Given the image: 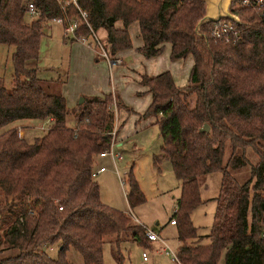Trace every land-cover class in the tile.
<instances>
[{"label":"trees","instance_id":"obj_1","mask_svg":"<svg viewBox=\"0 0 264 264\" xmlns=\"http://www.w3.org/2000/svg\"><path fill=\"white\" fill-rule=\"evenodd\" d=\"M27 3L38 11L36 17L27 15ZM78 4L89 27L105 31L111 55L131 48L127 27L135 23L141 40L136 51L144 58L159 55L164 44L170 61L191 57L183 86L175 85L168 71L141 74L138 80L150 97L140 117L150 118L161 139L152 162L166 159L179 183L168 219L179 242L175 262L217 264L223 252V264H264V11L230 0L229 12L237 22L222 20L233 23L239 38L224 42L209 37L215 22L202 20L205 0ZM60 16L54 0H0V44L13 46L11 86L0 85V252L11 251L0 255V264H73L65 256L70 248L83 264H103L105 241L115 264H122L121 242L147 248L151 241L141 224L101 203L90 177L97 154L109 145L111 94L81 96L80 103L67 107L60 90L51 91L34 69L24 66L38 56L41 23ZM76 34L88 36L89 30L81 24ZM121 105L116 98V107ZM47 117L49 127L30 141L18 136L15 126L2 129ZM203 124L206 132L199 131ZM246 148L257 160L249 177L238 183L227 167L242 166ZM214 171L220 173L219 186L208 233L201 235L190 213L203 202L199 187L204 176ZM124 197L129 207L144 200L130 170ZM203 238L207 243L200 242ZM43 245L56 246L55 256L41 250Z\"/></svg>","mask_w":264,"mask_h":264},{"label":"rangeland","instance_id":"obj_2","mask_svg":"<svg viewBox=\"0 0 264 264\" xmlns=\"http://www.w3.org/2000/svg\"><path fill=\"white\" fill-rule=\"evenodd\" d=\"M205 14H208L206 6ZM232 17L231 20L237 22L235 16ZM26 18H28L27 15ZM95 34L104 43V30L98 29L95 31ZM135 34L133 31L130 33V42L136 46L138 39ZM74 43L77 44V42L64 39L62 26L59 23L54 21L42 22L38 56L36 59L26 61L24 66L27 69H34L36 78L44 83H48L51 91L59 90L61 87L60 93L61 90L62 92H66L67 90L68 92H76L77 90L85 89L87 85L94 86V84L101 82L102 85H96L98 86L96 92L98 94H111L109 106L112 111L113 126L118 131L117 138L120 141V146L114 147L113 152L120 153V158L113 163L108 156L102 159L95 158L94 169L103 167L105 170L93 178L98 185L99 200L113 209L126 211L127 213H125L131 219L136 217L139 224L144 228L157 230L159 236L167 242L164 246L174 251V241L171 238L175 229L174 226L168 225V219L179 195V183L173 177L169 162L166 159L160 160L157 165H154L152 162L153 156L159 153L161 139L156 125H143L145 123L148 124L150 120V118L144 119L140 117L147 107L150 97L138 84V80L141 74L152 75L155 72L157 74L168 71L170 75L173 74L174 83L181 86L186 83V75L189 72L191 57L188 56L185 59L170 61L167 59L168 56L165 57L163 55V51L169 49L168 44H164L161 53L157 55L158 62L143 60L154 59L157 56L144 58L140 55L142 60H139L136 55H132L136 53L135 49L129 48L130 50L126 49L112 55L122 61L120 66H108L100 56L94 53L92 62H97L98 69L95 81L91 83L90 79L84 76L86 75L84 73L85 67L80 63H75L78 57L73 50ZM12 51L13 46L0 44V85L7 89L11 86L13 74L10 62ZM125 51L127 52L122 54ZM92 52L94 51L92 50ZM165 58L166 61H164ZM150 62L157 64V68H154ZM175 63H180L178 68L174 67V65L177 66ZM185 64L186 73L184 75L179 67L183 68ZM81 96L78 95L72 101H69L68 97H66L68 101L65 100L66 105L70 106L69 104L72 102V104L77 103ZM116 98L122 104L120 108L116 107ZM111 104L113 105L111 106ZM118 123L119 126L117 125ZM67 125L72 126L73 123L68 121ZM10 126H15L19 130L20 136L24 135V138L30 141L33 137L41 136L49 127V123H46L45 120L29 119L9 123L2 129ZM260 142L264 151V141ZM228 154L229 151L225 148L224 161ZM242 154L245 160L242 166L238 168L227 167V171L238 183H243L249 177V169L257 160L256 155L250 148H246ZM236 155L240 156L241 154L236 152ZM129 170L144 199L141 204L134 207H129L124 197V192H126V174ZM219 180L220 173L218 171L210 172L204 176L199 187V196L203 202L190 213L191 222L196 227L198 234L205 235L209 230L214 210L212 199L217 194ZM2 214L3 211L1 213L0 208V217ZM200 242L204 243L207 241L203 238ZM40 249L51 257H54L56 254V246L54 245H43ZM144 249L128 241L121 242L118 251L123 256L124 261L122 264H142L140 253L144 252L147 256L151 255L148 249ZM8 253H11V251L1 248L0 255ZM65 256L73 264H83L80 255L71 248L66 251ZM102 262L103 264H115L112 248L107 241L102 246ZM152 263H154V256H150L149 261L146 262V264ZM160 263L167 264V260L161 258ZM160 263L157 262L156 264Z\"/></svg>","mask_w":264,"mask_h":264},{"label":"built area","instance_id":"obj_3","mask_svg":"<svg viewBox=\"0 0 264 264\" xmlns=\"http://www.w3.org/2000/svg\"><path fill=\"white\" fill-rule=\"evenodd\" d=\"M54 2L58 6V9L62 12V16L53 18L50 21L57 22L62 26V32L65 40L77 42L80 45H83L88 49L93 50L94 53L100 56L107 63L108 66L121 64V60L119 58L113 57L109 53L106 39L104 43H102L95 34L96 30H92L89 27V24L86 19V12L80 8L78 4V0H54ZM240 3L244 7L258 9L260 11V14H262L264 11V0H240ZM69 10H71L72 12L69 13ZM26 13L28 16L32 18L38 15V11L33 7L31 3H27ZM220 19L214 23L213 27L210 30L209 37L212 40H222L224 42H234L238 40L239 32L234 27L233 23L226 20H222V18ZM81 24L85 25L86 28H88L89 30L88 36L76 34V30L79 28ZM112 105L113 104H111V106ZM107 109L111 110V107L108 106ZM51 121L52 119L50 117H47L45 119L46 123L48 122L50 124ZM17 134L18 136H20L19 130H17ZM110 136L111 137L108 148L102 152H99L97 154V157L104 158L108 156L113 163L115 160L120 158V153L113 152V148L115 147V143H116L114 126L112 128ZM102 171H104L103 167H98L96 169H93L90 173V177L93 179L97 174L101 173ZM60 209L61 207L57 206V210ZM133 221L139 224V222L136 221V219L134 218ZM169 224H174L173 220H170ZM143 232H144V236L148 240L150 241L159 240L158 236L153 231L144 228ZM261 236L264 237V232L261 233ZM163 250L166 254L170 256V258L173 261L176 260L174 253H170L169 251H167L166 248ZM141 257L143 260L146 259L144 253L141 254Z\"/></svg>","mask_w":264,"mask_h":264},{"label":"crops","instance_id":"obj_4","mask_svg":"<svg viewBox=\"0 0 264 264\" xmlns=\"http://www.w3.org/2000/svg\"><path fill=\"white\" fill-rule=\"evenodd\" d=\"M115 26L116 27H120V23L119 22H116L115 23ZM131 28H132V30H131ZM98 29H102V28H98ZM97 29V30H98ZM96 30V31H97ZM133 31V33L135 34V36L137 37V39H138V42H137V45L135 46L134 44H132V42H131V48H134L135 49V52L136 53H134V54H132V55H136V57L139 59V60H142L141 59V54H139L137 51H136V48H138L140 45H141V40H140V38H139V36H138V28H137V25L135 24V23H131L128 27H127V33H128V35H129V38H130V33ZM105 32V31H104ZM105 39H106V34H105ZM78 44V45H77ZM77 44H75L74 43V45H73V50L76 52V55H77V57H78V60L75 62V63H80L81 65H83L84 67H85V74L86 75H84L87 79H90V81H91V83H93L94 81H95V75H96V71H97V62H95V63H93L92 62V59H93V54H94V52H92V50L91 49H88L87 47H85V46H83V45H80L79 43H77ZM169 47V46H168ZM130 48V49H131ZM130 49H128V50H130ZM127 50V51H128ZM127 51H125V52H123L122 54H124V53H126ZM168 52H169V49H166V50H164L163 51V55L165 56V57H167L168 56ZM141 55V56H140ZM158 56L157 57H154V59H152V58H150V59H152V60H150V59H143V60H149V61H154V62H158ZM168 59V58H167ZM164 61H166V58L164 59ZM176 61V60H175ZM189 63H190V61H189ZM121 64H122V61H121ZM120 64V65H121ZM150 64L151 65H153V67L154 68H157V64H153V62H150ZM175 64H177V66L176 65H174V67L175 68H178V66H179V64L180 63H175ZM120 65H118V66H120ZM179 68H181L180 69V71L182 72V73H184V75H185V73H186V71H185V68H186V64L183 66V68L182 67H179ZM156 74V72L154 73V74H152V75H155ZM183 75V74H182ZM150 76V75H149ZM187 76V75H186ZM171 77H172V79H173V74H171ZM175 77V76H174ZM176 78H177V75H176ZM98 84H101L102 85V83L101 82H99V83H96V84H94V86H92V85H87L86 86V88L85 89H81V90H77L76 92H68V90L66 91V92H62V90H61V93H62V96H63V98H64V100H66L67 101V99H66V97H68V99H69V101H72V99L73 98H75V97H77L78 95H82V96H86V95H98V92H96L97 91V87L98 86H96V85H98ZM176 85V84H175ZM181 85V84H180ZM184 85V84H183ZM183 85H181V86H183ZM178 86V85H177ZM61 89V87L59 88V90ZM68 102V101H67ZM73 103V102H72ZM71 103V104H72ZM66 104V103H65ZM69 104L70 106H67V107H71V106H73L74 104ZM116 122H118V121H116ZM150 124V120L148 121V124L147 123H145V124H143V125H149ZM118 126H119V123L117 124ZM118 130H119V128H118ZM118 137V131H117V133H116V143H115V147H118V146H120V141H119V139L117 138ZM98 159H102V158H98ZM105 171V170H104ZM104 171H102L101 173H103ZM101 173H99V174H101ZM98 175V174H97ZM124 194H125V192H124ZM123 212V211H122ZM126 212V211H125ZM124 212V213H125ZM127 213V212H126ZM125 213V214H126ZM134 219H136V221H138V219L136 218V217H133ZM133 220V219H132ZM139 222V221H138ZM168 225L169 226H173L172 224H169L168 223ZM151 231H153L157 236H158V238H159V240H155V241H151L150 242V245H149V247H147V248H145V249H148L150 252H151V255L150 256H154V263H152V264H156L157 262H159L160 263V261H161V258H164L165 260H167V264H177V262H175V261H173L171 258H170V256L168 255V254H166L165 252H164V250L163 249H167V251H169L170 253H174L175 252V249H176V247L178 246V244H179V242H178V240H177V238H176V234H175V230H174V232H173V237L171 238V240H173L174 241V251H171L167 246H164L165 244H167V242H166V240H164V239H162L160 236H159V232L157 231V230H155V229H150ZM208 233V232H207ZM207 233H205V235L207 234ZM202 235V234H201ZM204 240L205 241H208L206 238H204ZM173 243V242H172ZM204 243H207V242H204ZM132 244V243H131ZM169 245V244H168ZM165 247V248H164ZM144 249V250H145ZM142 253H144V252H141L140 253V260H141V263L142 264H146V262H148L149 261V257L150 256H147V255H145V257H146V259L145 260H143L142 259V257H141V254ZM124 261V260H123ZM123 261H122V263H123ZM161 264V263H160ZM217 264H223V252H221V254H220V256H219V259L217 260Z\"/></svg>","mask_w":264,"mask_h":264},{"label":"water","instance_id":"obj_5","mask_svg":"<svg viewBox=\"0 0 264 264\" xmlns=\"http://www.w3.org/2000/svg\"><path fill=\"white\" fill-rule=\"evenodd\" d=\"M229 4L230 0H205V6L208 14H204L202 20L216 22L220 18L232 19L233 17L228 10ZM81 100V97H79L78 103H80ZM207 130L208 127L206 124H203L199 128V131L206 132Z\"/></svg>","mask_w":264,"mask_h":264}]
</instances>
